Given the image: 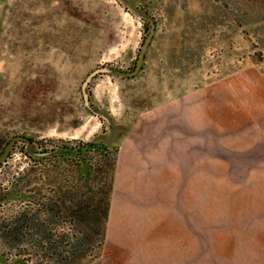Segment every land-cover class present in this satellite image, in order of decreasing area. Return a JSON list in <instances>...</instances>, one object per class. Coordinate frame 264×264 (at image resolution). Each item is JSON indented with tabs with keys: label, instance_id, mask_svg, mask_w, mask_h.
<instances>
[{
	"label": "rangeland",
	"instance_id": "rangeland-1",
	"mask_svg": "<svg viewBox=\"0 0 264 264\" xmlns=\"http://www.w3.org/2000/svg\"><path fill=\"white\" fill-rule=\"evenodd\" d=\"M149 20L144 63L124 76ZM100 68L111 71L88 86L95 115L82 86ZM258 77L264 0H0V156L20 138L0 164V264H105L113 240L135 256L161 224L147 208L199 209L192 264H255L230 214L264 206V183L251 180L264 169L239 165L264 147L241 153L231 137L242 129L260 144L248 104ZM113 202L143 212L106 250Z\"/></svg>",
	"mask_w": 264,
	"mask_h": 264
},
{
	"label": "crops",
	"instance_id": "crops-1",
	"mask_svg": "<svg viewBox=\"0 0 264 264\" xmlns=\"http://www.w3.org/2000/svg\"><path fill=\"white\" fill-rule=\"evenodd\" d=\"M260 77L256 78V80L252 81L249 88V105L250 109L252 110V115H255V124L256 125H264V80L259 79ZM194 105V104H193ZM184 107V102H183ZM177 111V108H176ZM165 122V120L159 119L158 125ZM253 123V122H252ZM156 124V123H155ZM233 132V131H232ZM237 132V131H235ZM237 136L231 137L234 139L235 146L241 148V151H259L264 147V135L259 139V146L257 149L249 146L246 144L248 141L247 131L240 129ZM250 138L254 139L253 136ZM249 138V139H250ZM147 143V142H146ZM121 152L123 150L121 149ZM121 157V154H120ZM250 162L249 165L246 163ZM240 167H256L264 169V158L256 159L251 158L249 161H245L242 165V162L239 163ZM119 166H120V158H119ZM118 166V173L121 175V178L124 177L127 172H122ZM154 173V168L150 169L149 176L151 177ZM133 174V173H132ZM161 175V174H160ZM159 175V176H160ZM158 177V176H157ZM145 183L147 184V179H145ZM158 180V179H157ZM252 182L255 184H260L261 182L264 183V175H256L251 176ZM242 182V181H241ZM124 189V187L122 188ZM150 189V188H149ZM264 189V188H263ZM154 194L152 192L146 193L142 192L136 194V200H141L145 196L151 197ZM263 194V193H262ZM256 199H263L264 194L260 196V193H256ZM177 208V207H176ZM112 214L109 216L108 222V230H107V242L105 249L110 242L109 238L110 235L112 238L115 237V231L118 227L127 224L130 222V218H126L129 216H133L137 218L143 210L138 209L137 211L134 210V213H129L130 210H127L126 207L120 206L119 203L115 204L112 203L111 206ZM162 208H147V216H152L151 222L161 223L159 230L156 232H149L147 233V237L150 235L156 234V239H147L144 246L147 250L138 251L137 249H133L132 252L135 256H130L129 251L121 252L116 250V244H114V240L111 241L110 248L115 250L116 257L111 258L107 257L106 252H104V263L105 264H188L191 261V264L194 262V259L198 257V243L197 247L194 245V228L195 225H199V209L191 208L184 211V209L180 210V213H176L175 211H171L170 209H162ZM161 210V211H160ZM129 215V216H128ZM190 217V220H185L182 218L183 216ZM230 215H238V221L240 222V226L242 230L240 232L239 238V247H240V254L242 256H246V260L248 261V257H254L255 264H264V206H252V207H240L238 211H234ZM155 217V219H154ZM162 217V218H161ZM125 219V220H121ZM191 227V232H190ZM148 229H151L150 227ZM169 230V232H168ZM111 233V234H110ZM198 239V237H197ZM130 239L127 241L129 242ZM131 247H134V243H129ZM143 246V247H144ZM142 247V246H139ZM144 254L145 257L141 258L144 261H141L139 255Z\"/></svg>",
	"mask_w": 264,
	"mask_h": 264
},
{
	"label": "water",
	"instance_id": "water-1",
	"mask_svg": "<svg viewBox=\"0 0 264 264\" xmlns=\"http://www.w3.org/2000/svg\"><path fill=\"white\" fill-rule=\"evenodd\" d=\"M150 23H151V29H150V32H149V35L146 39V42L142 48V51H141V54H140V57H139V60H138V64H137V67L136 69L132 72V73H128V74H122L124 76H127V77H131V76H134L136 74L139 73L143 63H144V60H145V56H146V53H147V50L151 44V41L154 37V34H155V24L152 22V20H149ZM111 70L108 69V68H100V69H97L95 71H93L88 77L87 79L85 80V82L83 83V86H82V92H83V97H84V101H85V106L90 110V111H93L92 110V107H91V103H90V98H89V94L87 92V89H88V86L89 84L91 83V81L98 75V74H101V73H104V72H110ZM93 113L95 115H100L99 113L97 112H94ZM110 125H111V122H110V119L107 118L106 116H103L101 115ZM18 139L20 138H17V139H14L8 146L7 148L5 149V151L3 152V154L0 156V164L7 158L9 152L12 150L13 148V144L14 142H16ZM85 149H87V147H85ZM41 155H47V154H41Z\"/></svg>",
	"mask_w": 264,
	"mask_h": 264
}]
</instances>
